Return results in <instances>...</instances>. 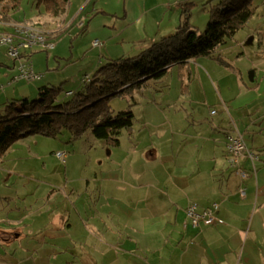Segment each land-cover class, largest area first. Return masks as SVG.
Segmentation results:
<instances>
[{"label":"crops","instance_id":"0c3cea01","mask_svg":"<svg viewBox=\"0 0 264 264\" xmlns=\"http://www.w3.org/2000/svg\"><path fill=\"white\" fill-rule=\"evenodd\" d=\"M32 4L35 7L34 0ZM213 4L209 3L208 9ZM38 9L42 11L43 7ZM14 11L10 12V22L0 21V31L32 18L14 17ZM247 25L248 22L240 30ZM131 26L126 24L124 30ZM239 31L233 40L218 48L219 55L220 51H236L238 59L246 56L234 48ZM161 34L165 33L141 41L143 46L137 53L158 41ZM99 35L106 40L111 32L104 27ZM2 50L0 101L27 98L25 88H17L18 81L11 80L14 62L2 63L3 58L8 59ZM257 52L264 53L263 47ZM202 58L207 57L180 66ZM237 72L242 79L241 69ZM222 103L226 114L210 112L219 117L217 126L211 124L210 130L195 134L173 131L169 138L149 141L148 145L136 143L122 158H112L110 154L109 161L99 168L101 176L97 177L91 197L84 202L88 209L76 211L73 219H58L51 229L43 212L23 218L17 214L0 215V221L7 226L0 231L11 234L1 239L0 264H264V88L243 81ZM232 113H240L239 120ZM227 132L239 133L248 148L258 154L253 164L248 159L241 160V167L247 171L244 178L226 161ZM190 202L201 207L217 203L216 214L222 222L192 226L185 214ZM36 231L44 234L40 244H15L23 234L29 236ZM62 239L80 249L70 260L64 257L63 262Z\"/></svg>","mask_w":264,"mask_h":264},{"label":"rangeland","instance_id":"374dc122","mask_svg":"<svg viewBox=\"0 0 264 264\" xmlns=\"http://www.w3.org/2000/svg\"><path fill=\"white\" fill-rule=\"evenodd\" d=\"M186 1L191 2L185 8L189 22L202 30L208 17V4L219 0H181L180 4L178 0H70L65 13L58 18L35 8L32 0H23L13 16L32 17L23 22L41 27L55 46L49 53L31 54L33 67L42 77L20 80L16 87L25 88L29 100L37 97V87L41 84L61 88L59 100L70 99L71 94L85 88L84 83L109 59L135 55L143 46L141 41L159 33L165 34L158 39L171 35L176 30H170L171 26L184 18L181 4ZM250 7L254 13L247 27L239 31V42L234 47L246 56L238 59L236 51H220L227 66L210 58L185 67L174 65L161 78L150 79L144 87L109 100L114 112L131 106L135 116L131 130H121L117 136L118 145L95 138L90 130L77 139H70L67 131H62L56 137L34 134L14 141L0 157V215L17 214L23 218L43 212L49 218L50 228L58 219L69 216L73 219L76 211L82 213L88 209L84 202L91 197L99 181L97 177L101 176L99 168L109 161L110 154L112 158H122L136 143L148 145L149 141L169 138L173 131L195 134L210 130V125L217 126L219 121L210 110L222 111L225 115L222 101L243 81L249 86L253 83L256 88H264V53L257 52L259 47L264 49V0H253ZM126 24L132 26L124 30ZM83 25L85 31L79 33ZM104 27L111 32L106 40L99 35ZM11 61V57L3 58L2 63ZM5 102L1 100L0 107ZM232 115L235 119L240 117V113ZM56 152L64 153V162ZM5 228L6 224L0 221V230ZM10 235L0 231V242L2 237ZM43 235L38 231L29 236L23 234L15 244L33 247L40 244ZM59 242L62 262L64 257L70 260L80 250L69 240ZM86 250L83 249L84 253Z\"/></svg>","mask_w":264,"mask_h":264},{"label":"trees","instance_id":"16d2710c","mask_svg":"<svg viewBox=\"0 0 264 264\" xmlns=\"http://www.w3.org/2000/svg\"><path fill=\"white\" fill-rule=\"evenodd\" d=\"M70 0H34L35 8L53 18L62 16ZM253 0H219L208 9V20L202 30L189 22L186 6L181 4L184 18L173 34L151 43L134 56L109 59L84 83L85 88L59 100L61 88L40 85L33 99H12L0 107V157L16 140L33 134L56 137L67 131L70 139L86 131L108 144L118 145L121 130H131L135 116L129 106L114 112L109 100L138 90L148 80L161 78L172 65H185L198 57L227 63L217 53L218 48L233 39L246 26L254 9ZM23 0H0V21L10 22V12ZM85 31L84 25L79 33ZM31 56V55H30ZM85 82V81H84Z\"/></svg>","mask_w":264,"mask_h":264},{"label":"built area","instance_id":"2783aa9c","mask_svg":"<svg viewBox=\"0 0 264 264\" xmlns=\"http://www.w3.org/2000/svg\"><path fill=\"white\" fill-rule=\"evenodd\" d=\"M96 43L93 42L94 45ZM54 46L55 42L48 33L34 24L16 22L9 30L0 31V49H3L14 62L12 81L39 80L42 73L34 69L30 55L35 51L49 53ZM210 112L214 114L215 110ZM55 154L64 162V153ZM225 157L229 167L242 178L247 176V171L241 167V160L248 159L253 164L257 159L256 153L247 147L243 137L239 133L232 132L226 135ZM241 194L244 195L243 190ZM217 208V203L201 207L195 202H190L185 208L186 218L192 226L198 228L218 224L222 219L216 214Z\"/></svg>","mask_w":264,"mask_h":264},{"label":"bare ground","instance_id":"6f19581e","mask_svg":"<svg viewBox=\"0 0 264 264\" xmlns=\"http://www.w3.org/2000/svg\"><path fill=\"white\" fill-rule=\"evenodd\" d=\"M228 133H230L231 134V132H227L226 134H225V141H226V135L228 134ZM248 147V146H247ZM250 149V148H249ZM250 150H252V149H250ZM252 151H254V150H252ZM255 153H256V156H257V158H258V154H257V152L256 151H254ZM257 160V159H256Z\"/></svg>","mask_w":264,"mask_h":264}]
</instances>
